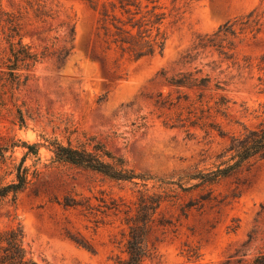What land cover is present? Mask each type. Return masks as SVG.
Returning <instances> with one entry per match:
<instances>
[{"label": "rangeland", "instance_id": "1", "mask_svg": "<svg viewBox=\"0 0 264 264\" xmlns=\"http://www.w3.org/2000/svg\"><path fill=\"white\" fill-rule=\"evenodd\" d=\"M57 1L76 16L73 53L61 65L53 58L40 60L14 93L0 75V88L8 94L0 107V185L16 178L23 160L29 174L16 199L9 195L0 201V232L20 223L23 246L40 264H114L112 257L124 255L125 209L135 207L138 187L57 161L44 146L38 155L26 154L22 146L53 140L81 146L93 136L124 156L149 178L141 183L165 198L152 224L145 264L251 259L264 245V160L245 162L229 176L217 177L215 171L226 159L219 155L228 136L264 119V0H186L185 6L178 0L181 18L168 20L164 54L131 64L120 80L109 79L86 54L96 11L84 0ZM163 2L173 5V0ZM3 4L9 7V0ZM225 24H232L235 34L217 40L235 43L233 58L213 46H195L196 35H212ZM2 36L0 31V74L8 54ZM41 40L25 38L37 49ZM197 69L210 74L213 83L226 84L232 102L218 121L228 136L213 129L207 134L206 127H190L193 135L186 127H167L166 112L152 104L150 97L159 93L172 91L177 97L166 76Z\"/></svg>", "mask_w": 264, "mask_h": 264}, {"label": "trees", "instance_id": "2", "mask_svg": "<svg viewBox=\"0 0 264 264\" xmlns=\"http://www.w3.org/2000/svg\"><path fill=\"white\" fill-rule=\"evenodd\" d=\"M84 1L97 13L93 36L85 46L86 54L112 80L126 77L131 64L164 54L169 39L168 20L174 18L173 22H176L180 19L183 7L178 5V0H173L172 7H168L163 0ZM0 31L8 51L0 75L10 83L11 92L14 93L30 79L33 68L40 60L53 58L61 65L73 53L77 34L76 16L65 12L57 0H9V7H5L3 0H0ZM227 33L235 34L232 24L219 27L212 35H196L195 46H213L220 55L233 58L236 55L235 43H225L223 38L217 40L220 34ZM35 36L44 40H41V49H37L33 42L25 41V38L34 39ZM165 79L178 89L177 97L172 91L167 95L159 93L156 97H150L152 104L163 111L162 114L166 112L165 126L186 127L189 135L194 134L190 127H206L207 131L213 129L222 137L228 136L218 121L219 115L228 114L232 102L225 93L224 82L213 83L212 76L203 74L201 69L181 71ZM6 80L1 84L3 87L8 85ZM5 96H8L7 91L0 88V107L4 104ZM175 109L181 110L174 117ZM21 118L24 120L23 116ZM228 137L229 142L219 155L226 159L215 171L217 177L239 171L245 162L264 160V119L254 127L243 124L239 133H232ZM22 146L27 149L26 154L34 155H38L39 149L44 146L57 161L89 168L138 187L133 202L135 207L126 205L125 209L128 230L124 255L117 254L112 260L114 264H145L151 255L149 235L152 224L165 200L161 192L141 183L147 181L148 177L135 172L124 156L115 154L93 136L88 137L81 146L58 140L48 144L23 141ZM23 164L24 160L17 166L16 178L12 182L0 185V201L9 195L16 199L28 184L29 174ZM120 206L115 207L119 212ZM249 237L254 240L253 232ZM23 239L24 228L20 223L0 232V264H40L28 256ZM76 240L86 249L90 248ZM227 261L229 264H264V245L249 260Z\"/></svg>", "mask_w": 264, "mask_h": 264}]
</instances>
